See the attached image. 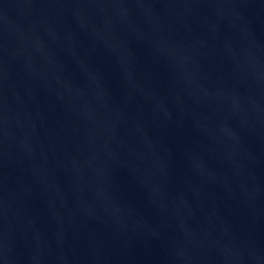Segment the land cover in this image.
<instances>
[{
    "label": "water",
    "instance_id": "95a60500",
    "mask_svg": "<svg viewBox=\"0 0 264 264\" xmlns=\"http://www.w3.org/2000/svg\"><path fill=\"white\" fill-rule=\"evenodd\" d=\"M0 264H264V0H0Z\"/></svg>",
    "mask_w": 264,
    "mask_h": 264
}]
</instances>
